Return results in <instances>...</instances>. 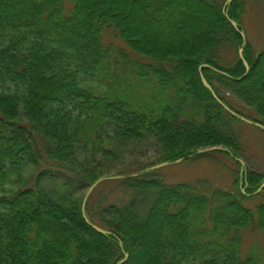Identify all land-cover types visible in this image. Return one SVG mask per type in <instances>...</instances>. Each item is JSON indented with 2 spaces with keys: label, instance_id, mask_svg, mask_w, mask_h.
<instances>
[{
  "label": "trees",
  "instance_id": "1",
  "mask_svg": "<svg viewBox=\"0 0 264 264\" xmlns=\"http://www.w3.org/2000/svg\"><path fill=\"white\" fill-rule=\"evenodd\" d=\"M247 6L0 0V264H117L124 252L121 264H264V250L243 251L248 230L264 244V171L234 157H245V130L264 128L212 94L264 127V46L244 39ZM109 29L148 60L133 75L112 72ZM148 139L151 165H106ZM189 154L232 160L230 187L151 169ZM113 175L127 177L99 182L83 205ZM103 185L119 191L100 196Z\"/></svg>",
  "mask_w": 264,
  "mask_h": 264
},
{
  "label": "rangeland",
  "instance_id": "2",
  "mask_svg": "<svg viewBox=\"0 0 264 264\" xmlns=\"http://www.w3.org/2000/svg\"><path fill=\"white\" fill-rule=\"evenodd\" d=\"M247 1V12L243 18V25L246 29L245 36L259 50L264 46V0ZM103 40L114 59L112 72L117 74L121 79L128 76V74L129 76L133 75L131 67H135V64L132 63L136 61L148 62L147 59L135 55L128 50L113 29L106 30L103 35ZM124 55L126 58H123ZM125 66L127 70L124 72L123 69ZM244 132L245 157L242 158L244 164L264 171V134L254 128L245 130ZM158 150L156 143H153L150 139L144 142H133L127 144L125 149L119 153L117 160L109 159L106 161V165L111 164V171L113 172L147 167L157 161ZM232 167H235L232 160L221 154H217L213 157L203 159H198L194 156L188 158L183 157L181 161H170V163L153 170L167 183H193L196 180L207 179L215 186L226 188L230 187L233 180L229 170ZM102 187L100 196L109 194L112 190L119 191L118 188H113L111 185H103ZM261 193V198H264V191ZM253 246L264 250V244L262 243L260 234L248 230L245 233L243 241V251L245 252Z\"/></svg>",
  "mask_w": 264,
  "mask_h": 264
},
{
  "label": "water",
  "instance_id": "3",
  "mask_svg": "<svg viewBox=\"0 0 264 264\" xmlns=\"http://www.w3.org/2000/svg\"><path fill=\"white\" fill-rule=\"evenodd\" d=\"M231 1H232V0H228V2H231ZM229 20H230V22L233 24V26H235L236 28H238L237 22H236L235 20H233V19H229ZM242 34H243L244 39H245V33H244L243 31H242ZM245 45H246V42H245L244 45L240 48V50H239V54H240L241 59L244 61L245 65H246V67H247V70H249V64H248V62L245 60V58H244V56H243V51H244ZM204 66L211 67V66L208 65V64H205ZM211 68H214V67H211ZM214 69H215V68H214ZM215 70H217V69H215ZM218 71H219V70H218ZM219 72L224 73V72H222V71H219ZM202 82H203V84H204L205 86H207L208 88H210V89L212 90L211 85L209 84V82L207 81V79H206L203 75H202ZM212 91H213V90H212ZM212 94H213L214 98H216L219 102H221V104H222V105H223V106H224V107H225L230 113H232L233 115H235V116H237V117H239V118H241V119H244V120L247 121V122H250V123H252V124H256L257 126L264 128L263 125H261L260 123H257V122H255V121H251V120H249V119H247V118H245V117L239 115L238 113H236V112L233 111L232 109H230L225 103H223V102L221 101V99L217 96V94H216L215 92H213ZM210 149H213V147H212V148H208V149H201V150H198L196 154L203 153L204 151H207V150H210ZM225 150L228 151L231 155H233V153H232L229 149H225ZM194 155H195V154H189V155H186V156H184V157H185V158H186V157L188 158V157H191V156H194ZM233 156H234V155H233ZM234 157H235L236 159H238L239 161H241V162L244 164V162H243V160H242L241 158H239V157H237V156H234ZM182 159H183V157H182V158H178V159H176V161H181ZM168 163H170V161H165V162H162V163L156 164V165L152 166L151 169H156V168L161 167V166H164V165H166V164H168ZM151 169H146L145 171H149V170H151ZM124 177H127V175H113V176H105V177H101V178H100L99 180H97V181H96V182L90 187V189L88 190V192H87V194H86V197H85V199H84V204H83V205H85V203H86V201H87V198L90 196L91 192L93 191V189L95 188V186H97V185L99 184V182H101V181H103V180H108V179H118V178H124ZM263 187H264V182H263V184L261 185V187H260L256 192L260 191ZM85 217H86V216H85ZM87 221H89V220L87 219ZM93 227H94L96 230H98V231H100V232H102V233H104V234L107 233L106 230H103V229L99 228V227L96 226V225H93ZM128 258H129V253L124 252V258L121 259L117 264H121L122 262L126 261Z\"/></svg>",
  "mask_w": 264,
  "mask_h": 264
}]
</instances>
